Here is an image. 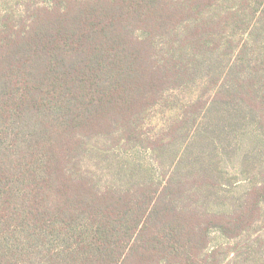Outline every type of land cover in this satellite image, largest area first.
I'll return each mask as SVG.
<instances>
[{
    "label": "trees",
    "instance_id": "1",
    "mask_svg": "<svg viewBox=\"0 0 264 264\" xmlns=\"http://www.w3.org/2000/svg\"><path fill=\"white\" fill-rule=\"evenodd\" d=\"M0 264H264V0H0Z\"/></svg>",
    "mask_w": 264,
    "mask_h": 264
},
{
    "label": "rangeland",
    "instance_id": "2",
    "mask_svg": "<svg viewBox=\"0 0 264 264\" xmlns=\"http://www.w3.org/2000/svg\"><path fill=\"white\" fill-rule=\"evenodd\" d=\"M235 165H237V163ZM233 171L236 172L237 169L234 168ZM248 188H249V184H247V182H245V181H242L241 184L234 187L231 190V192L233 195L240 196L243 193H245ZM214 238H215V240H214L213 244H215V245L223 244L225 242L224 239L218 235H214Z\"/></svg>",
    "mask_w": 264,
    "mask_h": 264
}]
</instances>
